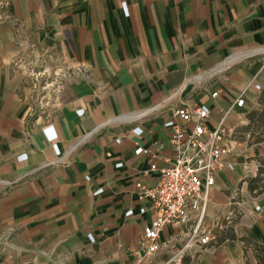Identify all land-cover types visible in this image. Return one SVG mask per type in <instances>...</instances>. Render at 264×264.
Instances as JSON below:
<instances>
[{
    "label": "crops",
    "instance_id": "0c3cea01",
    "mask_svg": "<svg viewBox=\"0 0 264 264\" xmlns=\"http://www.w3.org/2000/svg\"><path fill=\"white\" fill-rule=\"evenodd\" d=\"M7 13L0 264H254L238 238L264 244V141L246 129L249 112L264 109V0H11ZM31 50L70 74L45 108L20 65ZM243 90L244 105L224 117L233 168L209 191L203 227L213 239L199 245L186 226H167L147 256L140 241L154 216L140 212L135 183L155 184L172 160L164 123L180 122L177 107L206 106L214 127Z\"/></svg>",
    "mask_w": 264,
    "mask_h": 264
},
{
    "label": "built area",
    "instance_id": "2783aa9c",
    "mask_svg": "<svg viewBox=\"0 0 264 264\" xmlns=\"http://www.w3.org/2000/svg\"><path fill=\"white\" fill-rule=\"evenodd\" d=\"M10 0H0V24L13 23L7 13ZM48 53H36L31 50L27 56L21 59L27 76L32 80V92L34 100L41 108L53 103L62 90L64 83L70 78L67 69L51 68L45 62ZM259 90V85H254ZM245 90L241 91L230 108L225 112L218 124L209 127L206 124L209 110L206 106L177 107L173 115L178 118L169 120L164 126L170 129L169 144L173 151L172 160L166 168L159 170V176L155 184L145 185L135 183L136 194L139 200L145 202L147 208L142 207L140 212L148 210L154 216L144 226L141 236V247L147 256H153L160 248L159 239L162 230L167 226H186L189 234L188 241L194 239L199 245L208 244L213 238L203 227L209 191L214 185L215 176L224 168L232 169V163L228 161L234 153V147L226 141L228 129L224 125V117L232 107L244 105ZM212 97L216 93L211 94ZM77 116L83 114V110L76 111ZM131 131L141 134V129L134 127ZM49 141L56 139L55 132L50 126L43 128ZM119 142V138L115 139ZM146 150L137 146L135 155L145 153ZM121 166V163H117ZM88 180V177H86ZM98 190L97 192H99ZM259 206L255 207L258 210ZM132 213L128 210L126 215ZM88 238L92 237L88 234ZM188 242L185 243L186 247ZM132 264H142V259H136Z\"/></svg>",
    "mask_w": 264,
    "mask_h": 264
},
{
    "label": "trees",
    "instance_id": "16d2710c",
    "mask_svg": "<svg viewBox=\"0 0 264 264\" xmlns=\"http://www.w3.org/2000/svg\"><path fill=\"white\" fill-rule=\"evenodd\" d=\"M264 102V90L262 92L261 97L259 98V103ZM248 119L250 121L248 127L249 131H251L250 136H253V134L256 132L257 134L253 138L254 143H259L264 141V109L262 110H255L251 111L248 114ZM251 124H253V127L251 128ZM251 129V130H250ZM264 164H262V167ZM260 169V172L264 174V168ZM257 181V179L254 180V182ZM250 187V184H249ZM235 238V237H234ZM243 243V247L245 251L250 248L253 251L255 263L254 264H264V244H259L247 237H240L238 238ZM245 264H252L245 261Z\"/></svg>",
    "mask_w": 264,
    "mask_h": 264
},
{
    "label": "rangeland",
    "instance_id": "374dc122",
    "mask_svg": "<svg viewBox=\"0 0 264 264\" xmlns=\"http://www.w3.org/2000/svg\"><path fill=\"white\" fill-rule=\"evenodd\" d=\"M11 1V0H10ZM10 4V3H9ZM9 6V5H8ZM8 8V7H7ZM264 164V163H263ZM264 168V166L262 167ZM264 175V174H263ZM259 186L264 187V180L259 183Z\"/></svg>",
    "mask_w": 264,
    "mask_h": 264
}]
</instances>
